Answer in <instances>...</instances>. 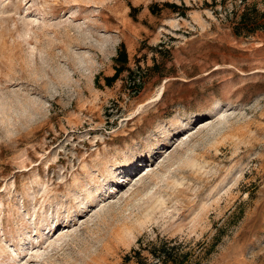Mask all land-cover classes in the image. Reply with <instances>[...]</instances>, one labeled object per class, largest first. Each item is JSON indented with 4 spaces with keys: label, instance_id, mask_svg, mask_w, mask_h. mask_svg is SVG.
Instances as JSON below:
<instances>
[{
    "label": "rangeland",
    "instance_id": "rangeland-1",
    "mask_svg": "<svg viewBox=\"0 0 264 264\" xmlns=\"http://www.w3.org/2000/svg\"><path fill=\"white\" fill-rule=\"evenodd\" d=\"M245 8L264 0H0V264H137L160 241L264 264V30L235 35Z\"/></svg>",
    "mask_w": 264,
    "mask_h": 264
},
{
    "label": "trees",
    "instance_id": "trees-1",
    "mask_svg": "<svg viewBox=\"0 0 264 264\" xmlns=\"http://www.w3.org/2000/svg\"><path fill=\"white\" fill-rule=\"evenodd\" d=\"M165 7L173 9L174 12H179L180 8L175 4H165ZM155 7L153 8L154 12ZM137 9L132 8L131 15H136ZM156 13V12H155ZM185 15V14H182ZM264 30V12H259L257 8H245L243 13L239 16V22L234 27V33L236 36H241L243 33L252 35L258 31ZM118 63L121 66L117 68L115 75L112 78H107L106 85L112 86V84L120 77L125 70L128 61L124 51V46H121V51L118 59ZM141 244V242H139ZM183 243L160 241L159 244L151 243L147 252L150 256V260H145L142 256V250H133L132 255L125 257V261L131 262L136 260L137 264H188V254L182 253Z\"/></svg>",
    "mask_w": 264,
    "mask_h": 264
}]
</instances>
